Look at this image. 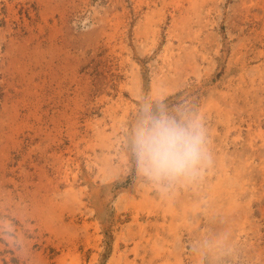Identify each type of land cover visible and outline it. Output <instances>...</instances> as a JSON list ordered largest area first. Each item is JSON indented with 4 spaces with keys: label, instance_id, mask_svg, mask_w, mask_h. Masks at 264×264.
Here are the masks:
<instances>
[{
    "label": "rangeland",
    "instance_id": "rangeland-1",
    "mask_svg": "<svg viewBox=\"0 0 264 264\" xmlns=\"http://www.w3.org/2000/svg\"><path fill=\"white\" fill-rule=\"evenodd\" d=\"M210 162L142 174V108ZM0 264H264V0H0Z\"/></svg>",
    "mask_w": 264,
    "mask_h": 264
},
{
    "label": "clouds",
    "instance_id": "clouds-1",
    "mask_svg": "<svg viewBox=\"0 0 264 264\" xmlns=\"http://www.w3.org/2000/svg\"><path fill=\"white\" fill-rule=\"evenodd\" d=\"M129 133L138 170L157 180L195 176L210 162L206 134L196 120H182L166 110L142 108Z\"/></svg>",
    "mask_w": 264,
    "mask_h": 264
}]
</instances>
